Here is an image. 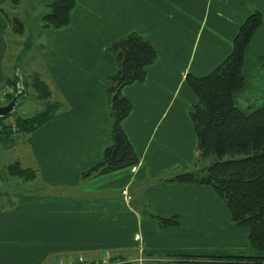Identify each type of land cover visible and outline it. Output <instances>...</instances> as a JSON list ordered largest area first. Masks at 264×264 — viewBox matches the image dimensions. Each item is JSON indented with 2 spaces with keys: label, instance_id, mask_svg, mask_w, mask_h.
Returning <instances> with one entry per match:
<instances>
[{
  "label": "crops",
  "instance_id": "crops-1",
  "mask_svg": "<svg viewBox=\"0 0 264 264\" xmlns=\"http://www.w3.org/2000/svg\"><path fill=\"white\" fill-rule=\"evenodd\" d=\"M54 1L36 0L35 19ZM8 7L9 0H0V9ZM256 12L262 24L245 51L244 85L233 96L249 113L264 106V0H75L66 26L44 29L38 73L63 108L22 136L27 151L18 162L36 171L38 180L27 186L33 190L0 189V264L107 256L111 264L264 258L212 185L173 180L192 171L199 156L191 118L198 100L186 77L206 76L220 65ZM9 29L0 11V90L13 73L6 62ZM132 32L157 53L145 79L122 88L133 108L121 127L138 163L83 180L112 144L107 90L118 63L108 49ZM157 216L178 223L160 227Z\"/></svg>",
  "mask_w": 264,
  "mask_h": 264
},
{
  "label": "trees",
  "instance_id": "trees-1",
  "mask_svg": "<svg viewBox=\"0 0 264 264\" xmlns=\"http://www.w3.org/2000/svg\"><path fill=\"white\" fill-rule=\"evenodd\" d=\"M9 3L10 7L6 8L8 10L1 8L0 11L10 25L7 35L10 47L11 31L23 36L25 23L20 16L9 13L19 6L20 0H9ZM74 6L75 0H56L46 5L47 11L41 17L42 29L66 26ZM261 24V14H252L240 26L232 52L220 65L203 77L187 75L186 81L198 100L193 107L191 118L198 136L199 156L192 171L177 174L173 180L212 185L227 204L232 222L236 226L247 227L250 230L252 246L264 252V106L244 113L236 107L233 98L235 92L244 85L242 70L245 51ZM108 51L118 63V71L110 77L107 90L112 119V144L106 148L101 162L83 172V180L138 163V158L121 127L122 120L133 108L132 103L122 95V88L144 80L146 67L156 60L157 53L150 41L139 32H132L114 42ZM9 55L6 62L9 61ZM7 69L8 72L14 70L10 67ZM23 76L25 75L14 72L8 76L6 85L17 88L21 86L25 92L24 98L30 86L45 106L30 117L18 116L14 111L13 122L6 121L10 115L0 118L2 142H13L16 140L15 134L30 135L63 108L60 102L52 101L53 92L37 71L28 78ZM15 95L9 97L6 102H10ZM5 175L3 178L0 174V179H4L2 183L6 187V193L31 191L33 189L27 186L38 180L35 170L23 168L18 161L6 167ZM156 218L160 227L178 223L176 217ZM175 260L186 264L198 263ZM113 262L126 264L120 259ZM203 263L264 264V258H234L227 262Z\"/></svg>",
  "mask_w": 264,
  "mask_h": 264
},
{
  "label": "rangeland",
  "instance_id": "rangeland-1",
  "mask_svg": "<svg viewBox=\"0 0 264 264\" xmlns=\"http://www.w3.org/2000/svg\"><path fill=\"white\" fill-rule=\"evenodd\" d=\"M39 12L40 6H38L36 0H20L19 6L9 12L11 15H18V13H20V15L18 16H20V18L25 23L23 36H18L10 30V39L12 40V44L10 46V55L8 61V67L14 68V70L11 71H13V73L17 72L20 75H25L23 76L24 78L30 77L29 75H31L34 71L43 73L44 70L41 64L43 57L45 58L44 52L46 49L44 48L46 40L43 37L44 30L42 29L41 22V17L43 14L41 15V17L38 16L37 19H35V16L39 15ZM8 87L13 86H5L4 88H2L0 90V96L2 92ZM13 88L17 93V86ZM8 98L9 96L6 98V101L8 100ZM6 104L7 102H5L4 105ZM44 106L45 103L38 99V94L29 86L27 88L26 98L22 97L19 99L18 105L15 108V112L18 116L30 117V115H32L36 111L41 110ZM6 121L13 122V116L8 118ZM14 139L16 140H14L13 142H2L0 140V167L3 165L4 169H6L9 164L18 161L19 157L23 153L26 154L27 146L24 143L25 138L18 134H15ZM7 150L8 157L6 158ZM13 158H15L16 161H12ZM208 161L210 162L209 159ZM191 168L192 167H190V169ZM191 170H193V168ZM2 188L6 189V187L0 180V189Z\"/></svg>",
  "mask_w": 264,
  "mask_h": 264
},
{
  "label": "built area",
  "instance_id": "built-area-1",
  "mask_svg": "<svg viewBox=\"0 0 264 264\" xmlns=\"http://www.w3.org/2000/svg\"><path fill=\"white\" fill-rule=\"evenodd\" d=\"M14 94H16V91L13 87L6 88L0 96V107L5 104L6 98L8 96L10 97L13 96ZM0 131H1V127H0ZM123 193L127 194L126 191H124ZM61 264H111V261L109 260L108 256L98 260H89L84 257H78L72 260L64 261Z\"/></svg>",
  "mask_w": 264,
  "mask_h": 264
},
{
  "label": "water",
  "instance_id": "water-1",
  "mask_svg": "<svg viewBox=\"0 0 264 264\" xmlns=\"http://www.w3.org/2000/svg\"><path fill=\"white\" fill-rule=\"evenodd\" d=\"M25 95L24 89L21 86H18L16 95L12 98L10 102L6 105L0 107V118L7 117L11 115L16 106L18 105L19 99Z\"/></svg>",
  "mask_w": 264,
  "mask_h": 264
}]
</instances>
